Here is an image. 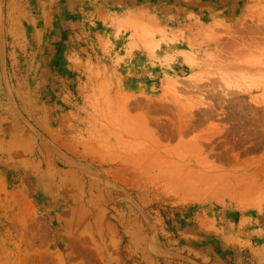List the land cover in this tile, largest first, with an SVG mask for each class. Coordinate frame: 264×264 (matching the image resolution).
I'll list each match as a JSON object with an SVG mask.
<instances>
[{
  "label": "rangeland",
  "instance_id": "1",
  "mask_svg": "<svg viewBox=\"0 0 264 264\" xmlns=\"http://www.w3.org/2000/svg\"><path fill=\"white\" fill-rule=\"evenodd\" d=\"M0 264H264V0H0Z\"/></svg>",
  "mask_w": 264,
  "mask_h": 264
},
{
  "label": "bare ground",
  "instance_id": "2",
  "mask_svg": "<svg viewBox=\"0 0 264 264\" xmlns=\"http://www.w3.org/2000/svg\"><path fill=\"white\" fill-rule=\"evenodd\" d=\"M179 128V131H178V134H182V132H184L185 131V128H183V127H181V126H179L178 127ZM179 165V164H178ZM178 165H175L176 166V169L178 170V171H180V169H179V167L180 168H184L183 166H178ZM185 170H182V171H180V173H178L177 175H176V177H172L171 179L170 178H168L166 181H165V185H167V187H170V186H174L175 188H177V187H180V186H177V184H179V185H187L188 183H190L191 182V179H190V181H189V178H188V176L187 175H185L184 173H182V172H184ZM188 173V172H187ZM199 174V173H198ZM190 177H192V176H190ZM198 178H199V176H198ZM198 178H196L195 177V179H193L192 180V183H193V181L194 180H196V179H198ZM200 179V178H199ZM195 182V181H194ZM192 183H190V184H192ZM170 185V186H169Z\"/></svg>",
  "mask_w": 264,
  "mask_h": 264
}]
</instances>
